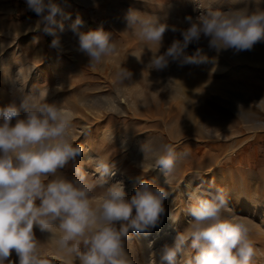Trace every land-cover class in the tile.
Wrapping results in <instances>:
<instances>
[{
  "label": "rangeland",
  "instance_id": "obj_1",
  "mask_svg": "<svg viewBox=\"0 0 264 264\" xmlns=\"http://www.w3.org/2000/svg\"><path fill=\"white\" fill-rule=\"evenodd\" d=\"M57 3L61 8L57 25L62 23L64 29L57 32L61 45L53 47L54 37L38 25L40 17L28 8L26 0H0V106L40 91L47 96V102L70 113L73 139L85 148L80 161L90 179L99 175L94 171L99 158L121 164L123 169L139 167L152 155L149 151L144 158L143 145L151 149L167 144L177 153H185L178 165L187 164L196 170L195 186L199 191L225 184L232 187L234 196L228 195V214L249 222L256 252L251 264H264V55L231 50L217 54L202 39L190 44L187 52L194 54L201 49L210 62H172L163 71H150L146 67L150 57L166 50L174 39L181 38L180 33L167 31L162 47L151 45L150 50L128 28L129 10L183 28L187 26L185 18L199 15L209 6V0ZM245 6L264 8V0H219L214 5L225 11ZM78 16L83 20L81 31L103 28L116 45L115 51L95 67L89 66L88 57L79 51L78 36L71 30ZM255 46L264 47V42ZM121 68L129 69L132 77L119 80L117 73ZM177 84L194 89L190 101L180 103V116L175 104L182 99L170 92ZM225 88L237 95L220 91ZM160 89L164 95H160ZM139 90H146L147 94ZM123 97L127 102L120 103ZM219 127V132H229L226 136L217 132L220 140L213 138ZM154 168L160 170L158 180H166L164 172L155 165ZM123 169H114L109 183L126 180ZM202 170L203 177L198 172ZM173 171L167 181L173 178ZM65 173L71 176V168ZM189 196L183 195L184 209L175 205L181 215L177 225L166 219L157 226L160 232L176 235L187 227L190 217L185 211L193 202ZM36 235L47 264H79L74 256L61 252L48 233L36 229ZM132 236L126 247L133 250V264H150L145 249L137 247L138 237ZM148 237L151 243L156 239L154 234ZM9 259L19 264L15 252Z\"/></svg>",
  "mask_w": 264,
  "mask_h": 264
},
{
  "label": "clouds",
  "instance_id": "obj_2",
  "mask_svg": "<svg viewBox=\"0 0 264 264\" xmlns=\"http://www.w3.org/2000/svg\"><path fill=\"white\" fill-rule=\"evenodd\" d=\"M218 2L209 0L199 15L186 17L183 28L129 10L128 28L150 50L151 45L162 47L169 30L181 36L163 52L153 54L146 67L163 71L172 62L206 64L210 61L201 49L187 52L190 44L202 39L217 54L250 51L264 42V8L225 11L214 7ZM26 4L40 17L37 23L43 31L54 37L52 46L59 47L57 32L64 25H57L61 12L57 0H26ZM82 24L78 16L71 30L78 36L79 51L95 67L116 45L103 28L81 31ZM117 76L123 81L132 72L121 68ZM71 122V114L47 102L40 91L0 106V264H14L9 259L13 252L19 264H47L36 229L48 233L52 243L79 264H133L126 242L133 234L150 233L166 214L165 201L171 192L164 185L140 177L129 197L123 182L109 183L115 164L102 160L94 165L99 175L90 179L80 161L85 148L73 139ZM142 150L144 158L152 152L155 167L166 176L165 184L185 155L167 144L151 149L143 145ZM69 167L71 176L65 173ZM189 199L193 202L185 211L188 225L158 250L160 264H251L256 256L252 229L245 218L228 214L225 188L196 191Z\"/></svg>",
  "mask_w": 264,
  "mask_h": 264
},
{
  "label": "bare ground",
  "instance_id": "obj_3",
  "mask_svg": "<svg viewBox=\"0 0 264 264\" xmlns=\"http://www.w3.org/2000/svg\"><path fill=\"white\" fill-rule=\"evenodd\" d=\"M240 54V53H237ZM241 54H249V55H257V54H263L264 55V47L261 46H254V48L250 51H247V53H241ZM143 94H147L146 90H139ZM221 92L226 93H232L237 95V92L231 89H221ZM160 95H164V90H159ZM171 93H174L177 97H180L182 100L177 101V104H175L176 114L178 116L181 115V111L179 108V105L181 102H189L190 98L192 97L194 93V89L189 85L184 84H177L173 86V88L170 90ZM127 102V98L123 97L120 100V103ZM220 130V127L215 130L213 133V138H217L220 140V137L217 135ZM217 133V134H216ZM223 136L228 135L229 132H219ZM89 150H91V147H88ZM99 160L105 161V162H111L109 159H102L99 158ZM154 160L152 158V155L148 156V161H143V169L141 167V162L139 167H131L130 169H123L120 165H115L116 170L123 169V173L126 177V180L123 181L127 194L132 193L134 189L138 186L139 178L140 177H146L149 179L154 185H164L170 192L171 195L168 197V199L165 201V208H166V214L162 217V223L160 225H163V222L167 219L168 222L172 223L173 225H177V221L181 218V215L179 214L180 210L178 208H175V205H179L178 207H181L184 209V198L183 195L185 194H191L196 191H199L197 187L195 186V175L194 173L196 170L189 169L187 164L178 165L176 169H174V175L173 178L168 181L167 184H165V180L163 178H160V170L157 171L154 168ZM203 177L205 174V171H198ZM112 178V176L110 177ZM117 181L110 180V183H115ZM222 187L225 188L227 194L230 196H234L232 187H229L228 184L222 185ZM230 193V194H229ZM177 197V198H176ZM172 200V202H171ZM155 235L156 239L151 243L150 246V238L148 235ZM136 236L139 239V244L137 247H141L142 249H145L144 253L148 256V260L150 264H160L158 250L164 245V241H169L170 243L173 241L175 235L169 232L163 233L159 231V227H156L148 234H136ZM133 236H131L132 238ZM131 239H129L126 242L129 243ZM153 247H157V250H153ZM128 249V248H127ZM129 253L133 254L132 249H128Z\"/></svg>",
  "mask_w": 264,
  "mask_h": 264
}]
</instances>
